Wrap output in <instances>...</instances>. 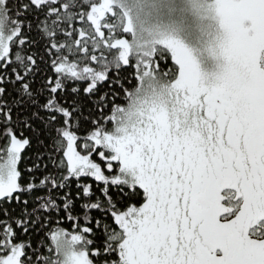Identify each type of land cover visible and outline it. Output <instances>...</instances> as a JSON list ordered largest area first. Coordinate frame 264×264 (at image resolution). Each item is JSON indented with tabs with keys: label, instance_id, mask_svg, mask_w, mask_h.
Returning a JSON list of instances; mask_svg holds the SVG:
<instances>
[{
	"label": "snow or ice",
	"instance_id": "obj_1",
	"mask_svg": "<svg viewBox=\"0 0 264 264\" xmlns=\"http://www.w3.org/2000/svg\"><path fill=\"white\" fill-rule=\"evenodd\" d=\"M0 264H264V0H0Z\"/></svg>",
	"mask_w": 264,
	"mask_h": 264
},
{
	"label": "trees",
	"instance_id": "obj_2",
	"mask_svg": "<svg viewBox=\"0 0 264 264\" xmlns=\"http://www.w3.org/2000/svg\"><path fill=\"white\" fill-rule=\"evenodd\" d=\"M20 167L23 168V167H25V165L23 163H21ZM65 227H68V226L65 225Z\"/></svg>",
	"mask_w": 264,
	"mask_h": 264
}]
</instances>
